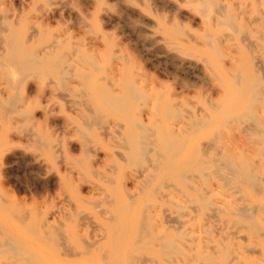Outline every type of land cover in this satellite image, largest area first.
<instances>
[{"label":"rangeland","instance_id":"rangeland-1","mask_svg":"<svg viewBox=\"0 0 264 264\" xmlns=\"http://www.w3.org/2000/svg\"><path fill=\"white\" fill-rule=\"evenodd\" d=\"M212 2L0 0V264H264V0Z\"/></svg>","mask_w":264,"mask_h":264},{"label":"bare ground","instance_id":"bare-ground-1","mask_svg":"<svg viewBox=\"0 0 264 264\" xmlns=\"http://www.w3.org/2000/svg\"><path fill=\"white\" fill-rule=\"evenodd\" d=\"M207 1V0H206ZM216 1V0H215ZM201 2V1H200ZM209 2V1H208ZM210 2H212V0H210ZM207 3V2H206ZM213 3V2H212ZM215 3V2H214ZM203 4V3H202ZM202 6V5H201ZM226 7V6H225ZM224 13V12H223ZM230 20H231V18H230ZM31 62H32V60H30ZM32 63L30 64V67H32ZM133 86V85H132ZM258 86V85H257ZM129 88H131V87H129ZM133 88V87H132ZM130 90V89H129ZM133 91V90H132ZM134 93V92H133ZM135 95H136V93H134ZM256 95V94H255ZM140 96H142V94L140 95ZM139 96V97H140ZM135 97V96H134ZM138 97V98H139ZM122 98V97H121ZM136 98V97H135ZM121 101V100H120ZM115 103V102H114ZM104 104V103H103ZM108 105V104H107ZM109 106V105H108ZM117 107V106H116ZM91 108V107H90ZM114 110V109H113ZM251 112V111H250ZM90 113V112H89ZM92 114V113H91ZM176 114V113H175ZM250 114V113H249ZM251 116H253L252 115V113L250 114ZM246 117H248V115L246 116ZM253 118V117H252ZM92 120V119H91ZM252 120V119H251ZM256 120V119H255ZM254 123V122H253ZM255 124V123H254ZM138 126V125H137ZM255 126V125H254ZM141 127V126H140ZM257 128V127H256ZM137 130V129H136ZM150 131V130H149ZM142 132V131H141ZM149 134V133H148ZM145 136H147V135H145ZM137 138V137H136ZM148 138V137H147ZM134 139V138H133ZM132 139V140H133ZM144 139H146V138H144ZM135 140V139H134ZM148 140V139H147ZM154 141V140H153ZM131 142V141H130ZM129 142V143H130ZM133 143V142H132ZM136 144V143H135ZM151 144V143H150ZM147 145H148V142H147ZM127 146H129V145H127ZM126 146V147H127ZM133 147V146H132ZM143 146H141L140 148H142ZM145 147V146H144ZM143 147V148H144ZM144 150V149H143ZM152 150V149H151ZM140 151V150H139ZM146 151H148L147 150V147H146ZM135 152H136V149H135ZM134 152V153H135ZM140 154H142L141 152H139ZM134 156V155H133ZM137 156V155H136ZM134 158V157H133ZM163 158H164V156H163ZM149 160V159H148ZM147 160V161H148ZM143 165V164H142ZM239 165V164H238ZM232 166V165H231ZM230 168H232V167H230ZM234 168H236V167H234ZM246 168V167H245ZM233 169V168H232ZM201 171V170H200ZM199 171V172H200ZM239 171V170H238ZM244 171V170H243ZM255 173V172H254ZM185 174V173H184ZM205 174V173H204ZM244 174V173H243ZM194 175V174H193ZM202 175H203V172H202ZM250 175V174H249ZM195 176V175H194ZM247 176V175H246ZM252 176V175H251ZM255 176H256V174H255ZM250 177V176H249ZM260 177V176H259ZM252 178H255V177H253L252 176ZM251 178V179H252ZM257 178V177H256ZM244 179V178H243ZM242 179V180H243ZM241 180V181H242ZM253 180V179H252ZM251 180V184H254V183H252L253 181ZM256 179H254V181H255ZM264 180V179H263ZM258 181V180H257ZM231 183V182H230ZM255 183H257L258 184V182H255ZM257 184H254V185H257ZM229 187H230V185H229ZM261 187V186H260ZM205 190V189H204ZM158 191V190H157ZM191 191V190H190ZM238 191H240V190H238ZM208 207H210V206H208ZM214 210V209H213ZM242 211V210H241ZM249 211V210H248ZM240 212V211H239ZM247 213V212H246ZM250 213H251V211H250ZM249 213V214H250ZM240 214V213H239ZM254 214V213H253ZM253 214H251V215H249V216H252ZM243 216V215H242ZM244 216H245V214H244ZM253 217V216H252ZM251 217V218H252ZM245 218V217H244ZM250 217H248V219H249ZM256 219V218H255ZM255 219H254V225H255ZM242 220H244V219H242ZM245 220H246V218H245ZM244 220V221H245ZM250 220V219H249ZM251 223V222H250ZM252 224V223H251ZM257 224V223H256ZM1 225H2V223H1ZM252 226V225H251ZM245 228V227H244ZM6 229V228H5ZM257 229H259V228H257ZM8 230V229H7ZM4 231H0V247H3V249L4 250H7V252H8V254H9V256L11 257V258H13V259H15V260H20V259H24V260H29L31 257H33L35 254L37 255V252H35V251H33L32 250V248H31V250L29 249V247L27 248L23 243H21L20 241H18V240H16V239H14L13 237H10V236H7V235H5L4 233H3ZM5 232H7V231H5ZM9 232V231H8ZM7 234V233H6ZM8 234H10V233H8ZM262 234V233H261ZM17 239H18V237H17ZM20 240V239H19ZM169 244V243H168ZM170 246V245H169ZM175 244H174V248H175ZM165 247V246H164ZM164 247H162V248H164ZM184 255V254H183ZM168 261V264H169V261L170 260H167ZM151 262V261H150ZM215 262V261H214ZM40 264H49V263H47V262H41Z\"/></svg>","mask_w":264,"mask_h":264}]
</instances>
